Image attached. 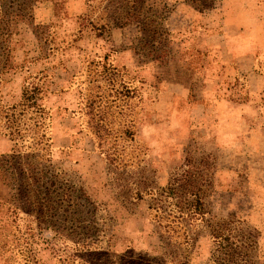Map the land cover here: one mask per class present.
<instances>
[{
	"label": "rangeland",
	"instance_id": "1",
	"mask_svg": "<svg viewBox=\"0 0 264 264\" xmlns=\"http://www.w3.org/2000/svg\"><path fill=\"white\" fill-rule=\"evenodd\" d=\"M9 1L0 4V106L16 104L28 83L43 89L45 114L39 119L26 111L20 117L26 133L16 142L21 157L48 171L49 193L28 181L26 215L18 210L16 175L7 166L0 170V202L18 212L0 214V234L15 244L0 249V264H264V0H215L204 12L164 0L167 10L144 15L171 34L164 40L135 25L100 37L81 26L85 16L96 26L110 23L113 13L117 18L115 0ZM177 53L191 57L190 81L172 76ZM97 62L143 82L141 103L132 98L126 106L109 103L110 87H103L97 105L108 133L100 134V145L79 111L83 101L76 104L105 84ZM227 67L235 75L199 100L201 87ZM222 88L244 121L215 115L212 101ZM248 125L255 137L246 135ZM40 135L50 139L47 146L44 139L35 144ZM11 146L0 134V155ZM182 172L191 185L185 188L197 190L200 216L178 218L172 200L160 197L170 184L183 194L186 183H172ZM53 180L77 200L64 202V212L51 219ZM219 232L230 236L232 256L211 237ZM245 237L253 245L238 249Z\"/></svg>",
	"mask_w": 264,
	"mask_h": 264
},
{
	"label": "trees",
	"instance_id": "2",
	"mask_svg": "<svg viewBox=\"0 0 264 264\" xmlns=\"http://www.w3.org/2000/svg\"><path fill=\"white\" fill-rule=\"evenodd\" d=\"M149 3L147 4V2ZM180 2L181 4H186L191 6L195 11L197 12H204V11H210L214 8L215 0H176V2ZM11 3L9 0H1L0 4H3L4 7L5 3ZM115 4H117V7L114 9V12H119L118 17L112 20L113 13L108 19L111 21L110 23L105 22L104 24H100L99 26L92 25V21L88 19V17L81 18V26L83 28L89 27L90 31L95 33V37L102 36L103 33H108L110 29H123L128 25H135L138 27V32L141 33H149L151 37L159 38L163 37V40L165 37H170L171 34L168 32H165L164 30L159 31L157 30V24L153 25L155 22V18H144L145 14L150 13L152 11L156 10H167V5L165 4L164 0H115ZM145 6V8H143ZM121 8H125V11ZM145 9V11L142 13V11ZM111 10H108L106 13L109 14ZM147 20V22H145ZM177 35V34H176ZM150 37V38H151ZM157 46L162 48V43L159 41V43H156ZM133 49V48H132ZM189 49V48H188ZM153 53L152 51L147 53V55H151ZM179 53V52H178ZM176 54L174 58H172L171 64H173L176 68L174 69L172 76L175 78L179 77H185L184 80L191 79L190 74L193 75L195 72L194 70L189 68L190 64V55L187 54V56L183 55L182 57L179 54ZM155 56L153 58V61H157V59H160V56ZM102 60L105 62L106 57L103 56ZM97 62V64L100 66V72L99 77L101 80H103V83H105L102 86H95V89L97 90L95 92V95L89 96L85 98V100L82 98L77 100L76 103L78 106L81 104L80 102L83 101L82 107H79V111H83L84 115L88 117L87 124L89 125L90 129L92 130L93 134L100 142L103 141L102 136L100 134H103V136L107 135L108 130L106 128V124L104 123V108H101L99 105H97L98 102L101 100V96L103 94V87H110L109 92H111L108 96L111 97V100L109 103L114 104L115 101L119 100L122 104V106H126L128 101L132 98H137V102L141 103V95H140V86L143 85V82L137 81L136 84L134 83L133 78L129 77L127 78L125 70L124 69H117L113 67L111 64H105V63ZM91 63V62H90ZM97 66V65H96ZM236 73V72H235ZM128 75V74H127ZM191 75V76H192ZM123 77H125L128 81L126 82ZM113 83H116V87L113 86ZM154 87V86H152ZM191 88V87H190ZM189 88V91L191 90ZM188 90V89H187ZM157 93V91H156ZM159 93V91H158ZM188 93V92H187ZM43 94L44 91L41 88V86H38L35 83H28L26 86H22L20 91L19 100L16 104L12 105H3L0 106V114L3 119V124L0 126L2 127V132H0L1 135L4 137H7L8 140L12 143L11 150L9 154L6 155H0V170L2 171V168H5L7 166L8 173H14L16 175L17 180V186L16 191H18V206L19 211L25 213L28 215L31 211V203L28 201L27 197V191L28 187L31 186L33 190L39 191L38 187L43 189L44 192L49 193V187L44 186L43 179L45 177V173L42 169H38L35 164L32 162H29L26 157H21L18 153L19 148L21 146H18L17 140L22 139L24 136V133H26L25 129H23V124L20 122V117L26 112L29 111L31 114H35L38 116L39 119L42 118V116L45 114L44 106L42 105L43 100ZM73 114L72 112H70ZM124 134L132 137V131L130 130V126H126L124 128ZM44 139V135H40V137L36 141V145L41 144V140ZM50 139H44L43 146H47L45 144ZM40 148V150H43ZM34 157V156H33ZM31 157V158H33ZM7 171V170H4ZM187 172H182L181 175L183 176L181 179H177L175 176V180H172V183L176 182H183L186 184H183V194L177 195L174 191V187H172V184L167 185L162 192V198L169 197L171 202V209H173V213L177 215V217H186V218H193L195 216H200L203 214L202 212V204L200 202V198L198 197L197 190L196 192H193L192 188L191 190H187L185 187L191 186L188 183V177ZM180 178V177H179ZM30 186H29V183ZM55 181H50L48 186H52L54 191V195L56 196V203H55V210L51 213V219H54V217L58 216L61 212H64L62 209L65 205L64 202H69L70 198L73 200H77L72 196L68 195L69 188L64 186L56 187ZM174 185V184H173ZM55 187V188H54ZM37 188V189H36ZM13 188H10L12 191ZM45 193V194H46ZM42 204H38V207H42ZM6 205L0 202V214H9L8 216L12 218H15L18 214L17 208H8ZM159 208V207H157ZM156 208V209H157ZM40 209V208H39ZM171 213L172 210H169ZM7 216V217H8ZM54 221V220H52ZM228 225V224H226ZM223 230H226V226L222 227ZM31 229V228H30ZM229 230V229H228ZM6 235L4 233L0 234V249H8L10 246L11 249H14L15 244H12V242L6 241ZM214 241L218 243V245H222L223 243V251H226L228 255L235 254L236 252H233L234 250H231L230 247L233 245V243L228 242L230 239L229 235H223L222 232H219L217 234H214V236H211ZM254 238V237H253ZM252 238V239H253ZM244 240H240L238 244V249L244 248V247H251L254 243L253 240L245 237ZM41 243L47 244L44 240H42ZM32 244V243H31ZM25 248L28 253L32 254L31 245L30 243H25ZM240 255V254H239Z\"/></svg>",
	"mask_w": 264,
	"mask_h": 264
},
{
	"label": "crops",
	"instance_id": "3",
	"mask_svg": "<svg viewBox=\"0 0 264 264\" xmlns=\"http://www.w3.org/2000/svg\"><path fill=\"white\" fill-rule=\"evenodd\" d=\"M229 64H230V62H229ZM234 75H235V72L232 69H229L227 67L226 72L222 73V71H221V72H219V74L214 75V77H211V79L207 81L209 83L208 87H206L205 89H204V87L203 88L201 87L199 93L201 92L202 94L199 95V93H197V97L200 98L199 100L207 98L209 91L214 90V87L217 84H219V87H223L224 82L227 79L232 78ZM220 90L218 91L219 92V94H218L219 96L217 95L216 98L212 101L213 102L212 107L215 109V115H217L218 117H223L224 115L226 116L229 113H233V114L238 115L244 121L245 119H244V117L242 115V113H244V112L242 111V109H240L238 107L235 108L234 107L235 104L232 103L228 99V97L222 95L224 93L227 94V92L225 91L226 90L225 88H222ZM252 95L255 96V93H252ZM179 108H182V107H179ZM250 120L251 121H253V120L255 121L256 119L252 120V118H251ZM256 121H259V120H256ZM246 127H247L246 130H248V128H252V129H250V130H248L246 132V135L249 134V135H252V137H255V135L257 134V129L255 127H253L252 125H248ZM235 133H238V131L236 130ZM260 138H262V137L260 136ZM260 144H261V140H260ZM262 148H264V147H262ZM1 151L2 152L5 151L4 148Z\"/></svg>",
	"mask_w": 264,
	"mask_h": 264
}]
</instances>
